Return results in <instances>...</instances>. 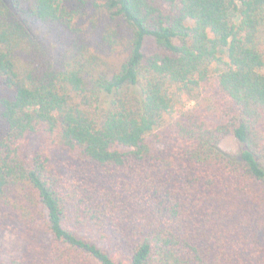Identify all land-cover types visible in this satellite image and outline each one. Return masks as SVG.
I'll use <instances>...</instances> for the list:
<instances>
[{
	"label": "trees",
	"instance_id": "1",
	"mask_svg": "<svg viewBox=\"0 0 264 264\" xmlns=\"http://www.w3.org/2000/svg\"><path fill=\"white\" fill-rule=\"evenodd\" d=\"M0 231V264H264V0H0Z\"/></svg>",
	"mask_w": 264,
	"mask_h": 264
},
{
	"label": "rangeland",
	"instance_id": "2",
	"mask_svg": "<svg viewBox=\"0 0 264 264\" xmlns=\"http://www.w3.org/2000/svg\"><path fill=\"white\" fill-rule=\"evenodd\" d=\"M197 102H190L188 108L196 107ZM221 149L225 153L235 154L239 150V143L233 136L226 137L221 143ZM81 237L89 238L95 242L98 241V233L91 231H83ZM100 247H104L98 243ZM24 245L20 243L17 238L10 234L0 231V259L6 258L13 254H20L23 252Z\"/></svg>",
	"mask_w": 264,
	"mask_h": 264
}]
</instances>
